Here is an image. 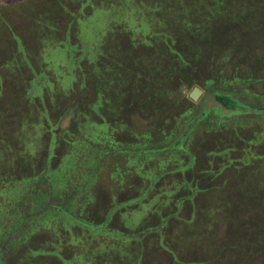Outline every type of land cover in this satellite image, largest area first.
<instances>
[{"label": "rangeland", "instance_id": "1", "mask_svg": "<svg viewBox=\"0 0 264 264\" xmlns=\"http://www.w3.org/2000/svg\"><path fill=\"white\" fill-rule=\"evenodd\" d=\"M26 1L28 0H0V15L4 17L18 40L16 45L14 42H9L6 27L0 26V61L15 64L10 65L9 70L3 71L0 81V172L5 165V168L12 167L13 175L19 176L22 168H30L31 172L28 169L24 172L31 175L45 166L49 152L55 153L52 159L53 165L57 161L58 163L53 169L46 171L44 174L46 178L44 182L38 184L40 186L38 189L33 188L26 194V184L18 182L13 188L10 187L0 194V238L4 245H14V250L16 249L17 252L24 248L31 247L34 250L37 248L36 250L43 253V257L51 256L47 264H57L52 256L57 257L60 245L64 247L63 257L68 258L66 264H264V158L256 161L245 158L252 152L254 154L264 152V118H259L256 111H252L257 107L264 109V82H257L249 88L245 86L243 92L239 91L240 94L238 91L235 95L230 93L249 110L225 114L222 112L224 115L220 116L205 112L206 122L215 126L217 133H233L235 136L232 141L240 140L238 136H241V141L234 144L237 149L232 157L242 159L243 165L235 162L228 169H221L223 173L217 177L215 187L196 197L192 209L181 211L178 218L184 221L178 220L173 215L174 221L170 224L166 237L165 230L161 231L165 225L161 216L162 209L152 210L151 207L155 204L153 201L141 204L138 200L135 202L138 204L136 209L126 206L134 203L131 200L137 196L139 198L145 189L144 191L137 188L129 190L125 198L111 193L113 188L110 177L113 182L116 178L120 179L115 184L112 182L114 186L119 187L130 182L134 174H137L136 170L125 172L122 168L115 167L93 170L86 161L88 154L86 156V153L80 149L88 148L84 139H79V145L76 142L70 145L67 152L64 148L65 129L72 130L75 136H79V132L76 131L78 121L86 122L84 117H77L78 121H75L76 109H81V113L85 112L87 103L93 99L91 83L84 82L80 72L82 65L89 67L85 53L93 57L95 55L93 47L96 48L108 30V21L103 17L104 13L94 11L84 21H78L81 29V35H78L80 41L75 37L77 30L70 27L69 36L72 37V45L81 42V53L78 47H73L74 50L64 44L63 49L57 46L44 48L47 54L40 51L39 42L43 39L50 44L49 35H59L60 38L65 35V21L56 20L53 30L51 26L54 24L45 28V36L39 28H36L34 20L20 16L23 11L20 7ZM46 23L41 22L43 26L47 25ZM260 35L261 31L258 30L256 37L250 34L246 36L253 37L255 41V38L263 36ZM255 48H259V53L264 54L262 44L255 42ZM45 55H48L44 58V62L47 63L45 66L49 70L42 73L45 78H38V72L42 71L38 67V61L40 62L38 57ZM54 58H57V61L54 62ZM30 61L33 70L26 67L29 66ZM74 61L81 64L80 69ZM231 66L232 64H229V70H226L228 72H220V75L228 77L231 74ZM261 66L262 70L258 67L261 73L256 74L255 77L264 73L263 62ZM53 71L56 76H52ZM201 75L200 80L205 79L203 84L198 80L190 82L189 85L174 86L176 90L167 94L173 99L172 114H176L178 106H192L198 109L203 102L204 105L200 109L208 111L212 106L219 105L207 96L216 87V84L212 86L208 82L213 78L212 73L207 71L205 75L199 74L197 77ZM240 77L246 76L240 75ZM48 81L50 84H47ZM41 87H46L43 98H39ZM194 87L202 91L197 101H192L188 96ZM10 95H13L14 101L8 106L13 99ZM40 99L44 100L43 104ZM68 105L74 109L67 111ZM221 109L222 107H216L213 112L221 114ZM63 112L65 115L59 118ZM133 125L138 132L143 130V122L134 120ZM193 126L194 124L191 123L185 128V132ZM201 133L202 131L198 129L192 140L196 139V136L199 142L204 140V136H198ZM52 139L53 142L56 141L55 147L53 144L54 148L51 146L53 151H49ZM221 162L220 158L216 159L213 168L217 169L216 166ZM164 165L176 167L178 163L167 160L159 167ZM85 169L91 171L87 172ZM90 172L93 176L88 179ZM64 181L71 184V190L72 183L77 186L74 191L67 193V196L72 195L81 201L82 208L76 212V217L82 219V223H89L87 213L95 212L99 214L100 219L93 223L101 222L104 228L93 234L91 230H85L82 223L77 222L78 224L72 226L76 225L78 228L72 229L71 225L66 224L67 220L62 221L60 216L59 219H55L53 213L47 210L36 211L46 195H51L47 204L57 206L54 201L55 195H62L67 190L63 189ZM143 181L145 182V179ZM47 183L52 184H48L49 187L46 188L44 184ZM2 188L6 187L1 184L0 189ZM147 191L149 189L146 193ZM110 197L113 204L109 207ZM116 205L124 210L118 215H114L111 211L117 207ZM181 205L184 207L183 202H178L175 206L181 210L183 209ZM110 216L112 218L109 219ZM146 217L152 218L151 225H147L151 229L149 233L145 232V238L138 242L134 234L136 225L137 222L143 223ZM72 219L75 220L73 217ZM137 228L141 229L139 225ZM110 229L111 232H108ZM4 245L0 243V259L4 253L6 246ZM157 245H168L178 261L174 257L173 262L168 254L162 253L157 248ZM87 246L88 250H86ZM161 247L164 249L163 246ZM45 250H49L50 253H45ZM28 251L35 260L36 254L31 250Z\"/></svg>", "mask_w": 264, "mask_h": 264}, {"label": "trees", "instance_id": "2", "mask_svg": "<svg viewBox=\"0 0 264 264\" xmlns=\"http://www.w3.org/2000/svg\"><path fill=\"white\" fill-rule=\"evenodd\" d=\"M20 8L23 10L20 16L34 20L36 28H39L45 36V28L54 24L51 26L53 30L56 20L65 21V35L61 38L59 35H49L48 40L51 45L47 40L43 43L41 39L39 46H41L40 51L43 52H46L43 49L48 47L57 46L63 49L64 44L70 48L78 47L80 51L81 42L72 45V37L69 36L70 27L77 30L75 37L80 41L78 35H81V29L78 21H84L94 11L104 13L103 17L108 21V30L96 48L93 47L95 55L89 57V54L85 53L89 67L82 65L81 68V64L74 61L77 67L81 68V79L91 83L93 99L87 103L85 112L81 113V109H76L75 121L77 122L79 117H84L86 122L78 121L76 131L79 132V136H75L72 130L65 129L64 148L67 152L70 145L75 142L79 145V139H84L88 148L80 149L86 153V156L88 154L86 161L93 170L97 168L99 171L110 167L122 168L125 172L136 170L137 174H134L132 180L119 187L113 184L120 179L116 178L113 182L110 177L113 188L111 193L125 198L129 190L137 188L144 191L145 189L139 198L136 197L137 200L136 198L131 200L134 203L126 206L136 209L138 204L135 202L138 200L141 204L153 201L155 204L152 205V210L162 209L161 216L165 225L161 231L165 230L164 236H168L169 226L174 221L173 215L178 220L184 221L178 218L181 211L192 209L196 197L215 187L217 177L223 173L221 169H228L235 162L243 165L242 159L232 157L237 149L234 144L241 141V136H238L240 140L232 141L235 136L233 133H217L215 126L206 122L200 107L195 109L192 106H178L176 114H172L173 99L167 94L176 90L174 86L189 85L190 82L198 80L203 84L205 79L200 80L202 75L199 78L197 76L205 75L207 71L213 75L208 82L212 86L216 84L213 92L207 95L209 99H213L211 97L213 93L234 94L238 91L240 94L245 86L249 88L257 82H264V73L255 77L256 74L261 73L258 67L262 70L261 63H264V54L259 53L260 47L255 48V42L264 46V0H28ZM41 22H47V25L43 26ZM2 25L8 31V41L16 45L17 37L4 17L0 15V26ZM258 30L263 35L261 38H255L253 41V37L246 36L250 34L256 37ZM47 56L38 57L40 60L38 67L42 70L38 72V78H45L42 73L49 70L45 66L47 63L44 62ZM53 61H57V58ZM229 64H232L231 74L228 77L220 75V72H228L226 70H229ZM10 65L15 64L0 61V81L1 74L9 70ZM26 67L33 70L31 61ZM240 75L246 77L241 78ZM52 76H56L55 71ZM72 78L74 79L73 75ZM48 83L50 84V81ZM45 88H40L39 98H43ZM13 101L14 98L8 106ZM40 102L43 104L44 100L40 99ZM90 107L92 109H89ZM71 109L74 108L69 106L67 111ZM252 111H256L259 118H264L263 108L257 107ZM63 115L65 112L59 115V118ZM134 120L144 123L141 132L134 129ZM191 123L194 126L185 132V128ZM198 129L202 131L198 136L205 137L201 142L197 140V136L192 140ZM56 141L53 142L52 139L49 151L52 150L53 144L55 147ZM48 154L45 166H41L38 172L31 175L24 172L27 169L31 172L30 168H22L19 176L13 175L12 167L5 168L4 165L0 172V183L6 188L0 189V194L10 187L13 188L18 182L26 184V194L33 188L38 189L40 187L38 184L44 182L46 178L44 177L46 171L53 169L58 163V161L55 165L52 163L55 153ZM247 156L248 154L245 157L247 160L256 161L264 158V152L255 154L252 152L249 157ZM219 158L222 162L215 169L213 162ZM167 160L177 161L178 166H165L166 163L159 167ZM128 165L129 167H126ZM92 176L90 172L88 179ZM48 184L52 183L44 184L46 188L49 187ZM76 188L77 186L72 183L71 190V184L64 181L63 189H67L64 194L58 196L52 194L56 197L54 201L57 206L47 204L51 195H46L36 211L47 210L53 213L55 219H59L60 216L62 221L67 220L66 224L71 226L82 223L83 220L76 217V212L82 208L81 201L72 195L67 196L69 191H74ZM147 189L149 191L146 193ZM178 202L184 203V207L181 205L183 209L176 208ZM112 204L111 198L108 206ZM120 208L117 206L110 210L114 215H118L124 211ZM98 215L95 212L87 213L90 222L82 223L85 230L89 229L94 234L105 227L101 222L93 223L100 219ZM150 222L152 218L148 217L143 223L137 222L135 240L140 242L145 238V232L151 229L148 227L151 225ZM138 225L141 229L137 228ZM72 227V229L78 228L76 225ZM111 229L108 232H111ZM1 240L0 238V243L4 245ZM5 245L0 264L49 263L51 256L43 257V253L36 250L37 248L34 250L29 247L17 252L16 249L14 250V245ZM58 248L57 257L52 256V258L57 264H66L68 258L63 257L64 247L60 245ZM157 248L162 253L168 254L173 262L174 257L178 261L168 245H157ZM28 250L36 254L35 260ZM45 253L50 251L45 250Z\"/></svg>", "mask_w": 264, "mask_h": 264}, {"label": "water", "instance_id": "3", "mask_svg": "<svg viewBox=\"0 0 264 264\" xmlns=\"http://www.w3.org/2000/svg\"><path fill=\"white\" fill-rule=\"evenodd\" d=\"M202 94V91L198 88V87H194L192 88V90L190 91L189 93V98L192 100V101H197L198 98L200 97V95ZM214 96H221V98L225 99L226 101V104L224 103H221L219 102L221 105L222 108H225L227 111H246L247 108L246 106L240 104L237 100H233L231 95H224V94H216ZM217 97H215L216 99ZM219 98V99H221ZM222 99V100H223Z\"/></svg>", "mask_w": 264, "mask_h": 264}, {"label": "flooded vegetation", "instance_id": "4", "mask_svg": "<svg viewBox=\"0 0 264 264\" xmlns=\"http://www.w3.org/2000/svg\"><path fill=\"white\" fill-rule=\"evenodd\" d=\"M218 95L219 93H213V94H211V97L216 101V103H218L219 105H217V106H212L208 111H206L207 109H203V110H201L202 111V115H204L205 116V112H208V113H210V114H212L213 113V115H218V116H220V115H224L225 113H229V112H232V111H227L225 108H222L221 109V114H215L214 112H213V109H215L216 107L217 108H221V105L222 104H220L219 102H221V103H224V104H226V101H225V99H223V98H221V96H214V95ZM221 94V93H220ZM224 95H231L230 93L228 94H225V93H223ZM234 95H235V93H234ZM238 96V95H237ZM215 97H217L216 99H215ZM232 97V99L233 100H236V97L234 96V98H233V96H231ZM239 97V96H238ZM219 98H221V99H219ZM223 99V100H222ZM239 99H240V97H239ZM219 101V102H218ZM238 101V100H237ZM204 105V103L203 102H201V104H200V107H202ZM242 105H244V104H242ZM246 106V105H245ZM247 110H249V109H247ZM222 112H224V114L222 113ZM233 112H236V111H233ZM247 113V112H246Z\"/></svg>", "mask_w": 264, "mask_h": 264}]
</instances>
